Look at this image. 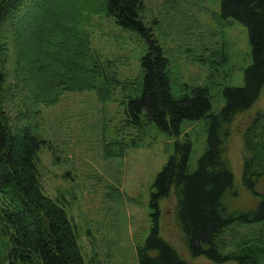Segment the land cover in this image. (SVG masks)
<instances>
[{
  "label": "trees",
  "instance_id": "obj_1",
  "mask_svg": "<svg viewBox=\"0 0 264 264\" xmlns=\"http://www.w3.org/2000/svg\"><path fill=\"white\" fill-rule=\"evenodd\" d=\"M145 12L144 0H0V264H86L80 230L67 205L46 195L42 186L40 152L47 140L23 114L22 123L15 122L5 86L6 80H16V91L23 92V85L33 92L32 97L22 96L34 104L55 103L60 88L82 92L107 87L85 31L90 22L86 15L100 13L137 35L144 47L141 82L122 103L127 126L140 134L182 138L153 183V225L137 246L138 263L190 264L161 235V202L174 195L177 220L193 258L264 264V111L244 136L242 180L256 199L252 209H234L228 202L238 192L226 152L236 117L250 111L264 90V0H221V19L248 29L250 59L241 84L222 88L219 111L211 85L175 81L156 34L158 25L148 23ZM10 64L14 78L7 72ZM187 123H197L200 133L185 132ZM201 141L195 166L192 157ZM112 147L107 148L110 156ZM242 227L255 230L236 242L232 235Z\"/></svg>",
  "mask_w": 264,
  "mask_h": 264
},
{
  "label": "rangeland",
  "instance_id": "obj_2",
  "mask_svg": "<svg viewBox=\"0 0 264 264\" xmlns=\"http://www.w3.org/2000/svg\"><path fill=\"white\" fill-rule=\"evenodd\" d=\"M144 1L145 18L158 25L156 34L171 60L175 81L211 85L214 108L219 111L224 105L222 88L243 81L242 69L250 59L248 29L221 19V0ZM86 17L90 18L85 26L89 47L107 87L103 84L104 89L82 92L60 88L55 103L34 104L26 103L22 96L24 92L32 97L33 92L20 85L23 92L18 93L17 81L8 79L7 109L16 123H22L18 121L20 113L26 116L27 124L47 140L40 152L42 186L46 195L67 205L69 217L80 230L79 245L86 264H139L137 246L153 225L149 209L153 183L174 153L175 142L182 138L152 131L140 134L127 126L122 103L141 82L143 44L105 13ZM11 66L7 72L14 78ZM40 89L45 90L43 84ZM12 93L15 97L11 99ZM262 111L264 90L250 111L236 117L226 145L238 192L237 197L228 198L234 209H252L256 203L242 180L244 136ZM197 126L187 123L185 132L196 129L200 133ZM201 143L196 145L193 165L199 159ZM111 145L112 156L107 151ZM161 210V235L166 241L190 264H216L190 255L177 220L174 195L161 202ZM253 230L238 228L232 236L239 242Z\"/></svg>",
  "mask_w": 264,
  "mask_h": 264
}]
</instances>
